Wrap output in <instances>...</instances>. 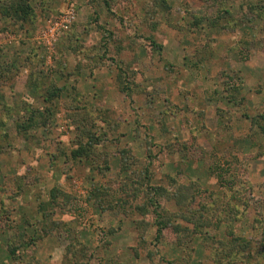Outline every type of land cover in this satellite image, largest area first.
I'll use <instances>...</instances> for the list:
<instances>
[{"label":"rangeland","instance_id":"1","mask_svg":"<svg viewBox=\"0 0 264 264\" xmlns=\"http://www.w3.org/2000/svg\"><path fill=\"white\" fill-rule=\"evenodd\" d=\"M30 2L0 15V264H264V0Z\"/></svg>","mask_w":264,"mask_h":264},{"label":"trees","instance_id":"2","mask_svg":"<svg viewBox=\"0 0 264 264\" xmlns=\"http://www.w3.org/2000/svg\"><path fill=\"white\" fill-rule=\"evenodd\" d=\"M7 2H3V4H0V15L2 17H10L12 19H16L17 21H22V22H27L31 20L32 15L34 14V9H33V5L31 4L30 0H6ZM251 9H254V7L252 6ZM229 10H226L225 13H228ZM124 81V78L122 77H118V80ZM63 88L62 87H58L55 88L52 91H49L47 93V96L45 97L44 101L45 102H50L53 100V97H55L57 94H59L60 91H62ZM47 109V108H46ZM36 112V114H35ZM30 118L28 119V121L26 123H18V130L20 132H27L29 126H35L38 125L39 123V119L38 116L43 117L44 116V109H39L37 111H35ZM95 139V137H93ZM89 145H92V141H89L88 144L85 145H80L77 149L72 151V156L77 159L80 158L82 155L84 154H89V149H91V147ZM159 193V192H156ZM52 197V204H54L56 202V191L55 189H53L51 191ZM149 203L153 206H157L158 205V201L154 200L152 197L149 198ZM46 203H40L39 205V209L41 212L46 210ZM148 204H143V206H138V209L141 210L144 213H148V208H147ZM43 223L44 221H47L49 218L48 214L43 213ZM170 220V218H169ZM169 224V221L165 220L164 218H159L157 221V225H158V235H162L163 230H165V228H167ZM43 228H44V232L45 234L47 233V230L44 227L43 224ZM44 234V233H43ZM37 239H35V237H29V240L23 241L20 244L16 245V244H9L8 245V253L10 255H15L17 253V251L20 248H26L29 247L30 245H32L34 242H36Z\"/></svg>","mask_w":264,"mask_h":264},{"label":"built area","instance_id":"3","mask_svg":"<svg viewBox=\"0 0 264 264\" xmlns=\"http://www.w3.org/2000/svg\"><path fill=\"white\" fill-rule=\"evenodd\" d=\"M74 18V14L66 15L61 23L60 21H55L52 25L51 23L46 26L42 33V39L47 45H51L59 36V34L68 28V25L71 23L72 19Z\"/></svg>","mask_w":264,"mask_h":264}]
</instances>
